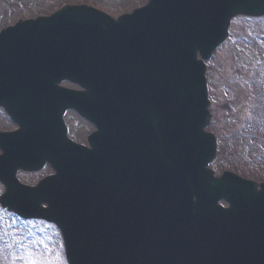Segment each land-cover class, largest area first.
Here are the masks:
<instances>
[{"label":"water","instance_id":"1","mask_svg":"<svg viewBox=\"0 0 264 264\" xmlns=\"http://www.w3.org/2000/svg\"><path fill=\"white\" fill-rule=\"evenodd\" d=\"M236 16H264V0H148L117 20L64 7L1 36L20 52L10 65L0 60V89L55 90L60 114L86 119L78 99L98 114L105 97L90 152L60 132L52 188L17 185L29 156H5L2 208L53 223L68 264H264V185L208 169L216 141L205 133L204 62Z\"/></svg>","mask_w":264,"mask_h":264},{"label":"rangeland","instance_id":"2","mask_svg":"<svg viewBox=\"0 0 264 264\" xmlns=\"http://www.w3.org/2000/svg\"><path fill=\"white\" fill-rule=\"evenodd\" d=\"M146 2L0 0V27L10 26L18 19L49 15L65 4L91 6L117 19ZM230 34L207 64L212 118L206 131L215 136L218 146L216 160L210 169L216 176L230 171L264 183V143L256 140L257 136H264V129H259L264 117V93L258 95L257 103L251 99L257 97L252 95V89L255 93L258 89L253 80H264V18H237L232 21ZM63 86L71 87L68 84ZM256 107L257 114L254 112ZM248 125L253 129H245ZM251 132L255 133L252 135L255 140ZM0 264H67L58 230L41 221H20L0 208Z\"/></svg>","mask_w":264,"mask_h":264},{"label":"flooded vegetation","instance_id":"3","mask_svg":"<svg viewBox=\"0 0 264 264\" xmlns=\"http://www.w3.org/2000/svg\"><path fill=\"white\" fill-rule=\"evenodd\" d=\"M13 25L0 27V32L10 28ZM8 52L6 51L5 54ZM9 60L7 56L1 57V61ZM11 60V59H10ZM7 73H0V78L5 77ZM261 93H264V83H257ZM70 91L76 93H87L76 88H70ZM39 97H25L26 90L16 89H0V178L2 173L10 174V170L4 173L2 160L5 156L16 154L21 145H28L25 153L29 158L35 155L36 158L42 160L37 171L24 172L17 169L13 176L16 181L26 187H36L42 181L49 177H53L56 172L51 165L44 160L51 155L53 158L55 151L52 144L58 143V107L53 109V98L49 97L55 92L52 89L33 90ZM45 95V97L43 96ZM51 102L50 106H47ZM101 110L103 105L105 108V97L99 100ZM88 110L94 108L92 101L84 103ZM47 106V107H46ZM100 110L99 119L103 117ZM105 118V113H104ZM62 120L66 128V136L72 142L88 147V139L95 132L94 125L82 118L76 111L68 110L62 115ZM51 144V147H50ZM35 151V154H33ZM54 157H57L55 154ZM6 191L4 183L0 180V194ZM42 204L41 207H47Z\"/></svg>","mask_w":264,"mask_h":264}]
</instances>
